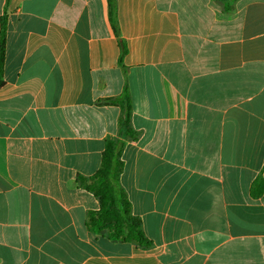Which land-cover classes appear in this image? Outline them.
Instances as JSON below:
<instances>
[{
  "label": "crops",
  "instance_id": "crops-1",
  "mask_svg": "<svg viewBox=\"0 0 264 264\" xmlns=\"http://www.w3.org/2000/svg\"><path fill=\"white\" fill-rule=\"evenodd\" d=\"M114 7L0 0V264H264V0ZM108 140L148 248L87 224Z\"/></svg>",
  "mask_w": 264,
  "mask_h": 264
},
{
  "label": "trees",
  "instance_id": "trees-1",
  "mask_svg": "<svg viewBox=\"0 0 264 264\" xmlns=\"http://www.w3.org/2000/svg\"><path fill=\"white\" fill-rule=\"evenodd\" d=\"M109 4L111 18L114 22V0H109ZM6 34L7 14L4 13L0 22V87L5 83ZM122 50L124 54L126 52L124 45H122ZM101 102L109 105H119L123 109V115L120 118V129L127 138L136 140V133L131 126L132 106L128 92L124 91L119 98L107 99ZM124 146V141L108 140L103 152L100 169L94 175L80 179L81 186L93 192L100 202L99 210L91 211L88 214L87 224L90 229L100 232L112 240L132 242L140 247L148 248L152 245V242L145 235L139 217L133 215L131 203L125 191L118 184L124 167V162L121 159ZM263 191L264 180H260L255 194L259 196Z\"/></svg>",
  "mask_w": 264,
  "mask_h": 264
}]
</instances>
